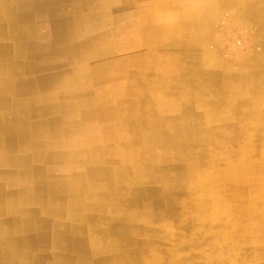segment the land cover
I'll use <instances>...</instances> for the list:
<instances>
[{
  "label": "crops",
  "instance_id": "crops-1",
  "mask_svg": "<svg viewBox=\"0 0 264 264\" xmlns=\"http://www.w3.org/2000/svg\"><path fill=\"white\" fill-rule=\"evenodd\" d=\"M263 6L264 0H0V230L10 231L6 241L0 240V264H176L177 256L181 257L178 261L181 264H205L208 257L191 255L201 248L209 256L215 255L210 259L212 262H231V256L217 258L219 253L229 255L232 252L229 250H232L233 241H216L217 236L223 238L224 232L234 229L225 217L219 219L223 222L220 225L214 224L219 221L216 219L205 225L194 222L187 228L175 229L174 240L170 241L167 220L173 210L164 207V201L169 197L165 192L166 184L171 179L170 173L185 174L188 169V160L183 159L175 148L169 149L161 143L153 146L136 143L132 145L135 161L129 164L123 160V152L130 151L131 144L115 138L123 131L111 132L113 141L101 149L110 159L104 156L103 160H86L84 151L88 146L84 143L91 135L100 144L109 131H62L58 138L49 137L46 131L51 130L43 128L44 122L48 123L57 116L80 119L85 110L94 112L98 109L93 105L95 101L91 106L88 104L89 108L86 101H75L78 107L75 114L39 111L47 104L74 102L63 96L65 85L55 78L58 73L64 74L75 68L87 73L117 72L112 77L108 75L114 79L101 85L110 92H123L122 88L129 83L139 87L154 83L160 96L149 100L153 119L172 121L177 131L183 132L188 129L183 125L185 122L189 124L193 120L195 125H205L204 142L195 141V144L204 145L193 149L199 168H207L210 172L214 164L224 168L229 159L217 165V154L227 157L235 153V159L245 155L248 162L252 161L237 181L223 177L216 182L223 185L221 189L231 191V196L238 194L239 189L245 190L242 203L245 208L238 216L241 215L246 225L234 229L239 231L237 237L244 239L243 248L235 245L237 254L233 259L239 260L237 264H264ZM74 57L83 58V62H75ZM121 58H126L129 63L123 65ZM144 76L150 80H143ZM81 82L85 84L84 80ZM37 94L48 95V99L31 101V97ZM54 95H61V98L51 101L50 96ZM133 101H124L121 106L126 108ZM145 101L148 100L137 99L139 108L147 103ZM114 103H106L104 116L108 119L105 125L119 130L120 115L110 109L113 105L115 107ZM129 118L130 122L136 120ZM168 123L162 124L166 130L162 134L167 139L176 131ZM79 125L72 123L65 127ZM250 126H257L256 131H261V136L253 140L252 151H244L241 146L234 148V140L239 142L241 131H247ZM154 130L150 132H160ZM136 132L132 131V136H138ZM216 133L224 136L221 142L226 145L211 147L209 139H215ZM124 134L127 138V133ZM191 148L185 150L191 151ZM231 148L234 151H230ZM74 154L82 155L74 159ZM159 155L164 156L165 162L153 161L154 156ZM122 165L126 166L125 170ZM106 169L110 173L123 169L122 172L131 171V174L133 169L140 170L143 174L135 179L141 185H130L127 179H118L117 182L116 179H107L102 175ZM238 180H242L240 187ZM188 188L181 185L173 192L172 198L178 202V209L187 205L184 199L192 197L194 204L198 197H207L208 192L204 197L196 196V193L187 191ZM250 188L256 189L252 196L257 195L258 212L250 211ZM219 198L220 213H225L226 207L231 211L233 203L228 196L221 192ZM147 204L152 205L150 211L148 207L143 209ZM160 204L163 207L160 208ZM207 210L205 215L210 213ZM188 213L196 215L199 212ZM180 214L185 217L187 213ZM257 214L251 220V215ZM249 221L256 223L257 227L249 229ZM245 230L247 232L242 235L241 231ZM249 230H254L258 239H250ZM193 231L201 233L200 236L207 241L197 244L191 240L190 244H183V240L192 237ZM255 248L259 249V255H250V250L255 252Z\"/></svg>",
  "mask_w": 264,
  "mask_h": 264
},
{
  "label": "bare ground",
  "instance_id": "bare-ground-1",
  "mask_svg": "<svg viewBox=\"0 0 264 264\" xmlns=\"http://www.w3.org/2000/svg\"><path fill=\"white\" fill-rule=\"evenodd\" d=\"M34 1V0H33ZM42 1V0H40ZM70 1V0H69ZM100 1V0H99ZM118 1V0H117ZM121 1V0H120ZM259 1V0H257ZM129 2V1H128ZM223 2V1H222ZM261 2V1H260ZM51 3V2H50ZM57 3V2H56ZM55 3V4H56ZM124 3V2H123ZM68 4V3H67ZM90 4V3H89ZM240 4V3H239ZM251 4V3H250ZM262 4V3H261ZM51 5V4H50ZM123 5V4H122ZM127 5V4H126ZM253 5V4H252ZM45 7V6H44ZM254 7V6H253ZM264 7V6H263ZM122 9V8H121ZM47 10V9H46ZM107 10V9H106ZM48 11L50 12L49 8H48ZM47 11V12H48ZM56 11V10H55ZM98 12V11H97ZM112 12V11H111ZM53 13V12H52ZM95 13V12H94ZM139 13V12H138ZM55 15V14H54ZM84 16V15H83ZM53 17V16H52ZM76 17V16H75ZM86 17V16H85ZM66 18V17H65ZM83 18V17H82ZM59 20V18H57ZM118 19V18H117ZM123 19V17L121 18ZM120 19V20H121ZM67 20V19H66ZM116 20V19H114ZM112 20V21H114ZM102 21V20H101ZM108 21V20H107ZM128 21V20H127ZM51 22V21H50ZM83 22H84V19H83ZM65 23V22H64ZM85 23V22H84ZM21 24V23H20ZM109 24V23H108ZM31 25V24H30ZM61 26V25H60ZM63 26V25H62ZM31 27V26H30ZM66 27V26H65ZM23 28V27H22ZM21 28V29H22ZM55 28V27H54ZM264 28V27H263ZM57 29V28H55ZM23 30V29H22ZM63 30V29H61ZM108 30V29H107ZM104 32V31H103ZM107 32V31H106ZM64 33V32H63ZM106 34V33H105ZM119 34V33H118ZM56 35V34H55ZM58 35V34H57ZM59 36V35H58ZM104 36V35H103ZM102 36V37H103ZM115 36V35H114ZM120 36V35H119ZM24 38V37H23ZM30 38V37H28ZM98 38V37H97ZM105 38V37H104ZM103 38V39H104ZM33 39V38H32ZM53 39V38H51ZM108 40V39H107ZM58 41V40H57ZM122 41V40H121ZM128 41V40H127ZM29 42V41H28ZM56 42V41H55ZM83 42V41H82ZM106 43V42H105ZM127 43V42H126ZM30 45V44H29ZM84 45H86L84 43ZM109 45V44H108ZM120 45V44H119ZM31 46V45H30ZM36 46V45H35ZM34 46V47H35ZM69 46V45H68ZM82 46V45H81ZM112 46V45H111ZM23 47V46H22ZM68 48V47H67ZM87 48V47H86ZM121 48V47H120ZM127 48V47H126ZM21 49V48H20ZM23 49V48H22ZM27 49H29L27 47ZM33 49V48H32ZM69 49V48H68ZM109 49V48H108ZM84 50V49H82ZM24 51V50H23ZM71 51V50H70ZM16 52V51H15ZM27 52V51H26ZM35 52V51H34ZM41 52V51H40ZM75 52V51H74ZM71 53V52H70ZM58 54V53H57ZM60 55V54H59ZM24 56V55H23ZM32 57V56H31ZM84 57V56H82ZM99 57V56H98ZM67 58V57H66ZM76 57H74L75 59ZM86 58V57H85ZM16 59V58H15ZM29 59V58H27ZM31 59V58H30ZM72 59V57H71ZM98 59V58H97ZM73 60V59H72ZM83 58H80L79 60L76 58L74 61L75 62H83L82 61ZM41 61V60H40ZM121 61L124 64H128V60L126 58H121ZM19 62V60H18ZM42 63V61H41ZM114 63V62H113ZM43 64V63H42ZM59 64H61L59 62ZM31 65V64H30ZM113 65V64H112ZM27 66V65H26ZM53 66V65H52ZM66 67V66H65ZM27 68V67H26ZM35 68V67H34ZM62 69V68H61ZM32 70V69H31ZM35 71V70H34ZM38 71V69H37ZM116 71V70H115ZM23 72V71H22ZM201 72V71H200ZM41 73V72H40ZM117 74V72H111V71H106V72H95V71H92L90 73H87V72H82V71H78L77 68L73 69L72 71H68L64 74H59L58 73V76L55 78L57 81H59V83L65 85L63 88L66 89V93H62L63 96L66 95L67 96V99L70 101V98L73 99L74 102H72V104L69 102L65 105H60V104H50V105H46L44 107H41L39 111H42V112H47V111H51V112H54L55 114L57 115H60L59 113L60 112H68V113H73L75 114L78 110V107L75 103L76 102H82V101H86V107L89 108V106H91L93 103L92 101H95V104L94 107H98V109L94 112L93 111H88V110H85L84 111V117L83 118H80V119H75V118H72L71 119H63V118H60V117H56V118H53L51 119L50 121L47 122H44L43 123V128L45 129H50L51 131H46L47 133H49V137H56L58 138L62 133V131H109L107 132V136L104 137L103 141L98 144V140H95L90 136H88L86 138V142L84 143L87 148V150H85L84 152V157L86 156V160H103L104 159V156H107L108 159H110V157L107 155V153L103 152L102 147L105 145H110L111 142L113 140H111V138H114V136L111 135V132H115V131H123L121 135H116L115 138H121L123 140H127V142H129L131 145L129 146V150L128 152H123V154L125 155V157L123 158V160L127 163L129 162H133L135 161V158L132 157V150L134 149L132 145L136 144V143H146V144H150V145H155L156 143H161L162 146H165V147H168L169 149H173L175 148L177 150L178 153H180L181 156H184L183 159L185 160H188V169H187V172L185 174H171L170 173V180H168V184H166V191L165 192H168L169 193V197L168 200L166 199V201H164V207H167V209L169 210H173L171 213H170V216H168L169 220L168 223L170 224V232L168 234L169 238H170V241L171 240H174V236H175V231L173 232V229L175 230H181L180 228H182V226H184L185 228L188 227L187 224V218L191 217L192 218V221L193 222H197V224H202V225H205L207 221H214V220H219L221 219V217H225L226 219H228L227 222H229V225H231L234 229L236 227H242L243 224H245V222H243V218L240 216H238L242 211L243 209L245 208L244 205H242L243 203V199H244V196H245V190L244 188L242 189H239V192L238 194H235L233 196H231V191H226V190H223L221 189L222 186L220 184H217L216 182V179H222L223 177L225 178H229L231 180H234V181H237V179L243 175L244 173L242 172L244 168H246L248 165V163H251V162H248V158H246V156L242 155L240 156V158H234L236 157V154L235 153H230L227 157L223 156L222 154H217L216 156V164L219 165L221 164L222 161H227V159H229V162L225 165L224 168H220V166L218 167H215V164L213 165V169L211 170H206L204 168H199L198 167V161L195 160V154L193 152V149H195L194 147H199V146H202L204 145V143H199V144H195V141L196 139H200L204 142L205 140V133H206V129H205V125H195L193 123V120L188 124L187 122H185L183 125L185 127H187L188 129L186 131H177V126L175 124H171L172 121H163L162 122H157L156 119H153V117L151 116L152 113H150V109H152V107L150 106V102L149 100L151 101V99H156L159 95V90L158 88H156L154 85V83H150V84H146V86H142V87H139L137 84L135 85L134 83H132V85L129 83L127 85L126 88H122L123 92H110L108 91V89H104L102 88L101 85H103L102 83L104 81H109V79H114V78H110L112 77L111 75H114V74ZM202 73V72H201ZM200 73V75H202ZM263 73V72H262ZM26 75V74H25ZM65 75V76H64ZM105 75L106 77L103 78L102 76ZM110 77H109V76ZM128 75L130 76V72H128ZM263 75V74H262ZM221 76V75H220ZM102 77V78H101ZM132 77V76H131ZM218 77V76H217ZM196 78V77H194ZM136 79H139V78H136ZM223 79V77H222ZM55 80V81H56ZM85 82V84H83V81ZM143 80H150L147 76H144V79ZM51 81V80H50ZM116 81V80H115ZM141 81V79H140ZM140 81H138V83L140 84ZM30 82V81H29ZM51 83V82H50ZM148 83V82H147ZM158 83V82H157ZM35 84V83H34ZM48 84V83H47ZM193 84V83H192ZM19 85V84H18ZM41 85V84H39ZM44 85V84H42ZM153 85V86H151ZM197 85V84H196ZM192 86V85H191ZM125 87V85H124ZM56 88V87H55ZM192 88V87H191ZM145 89H148L147 91ZM226 89V88H225ZM252 90V88L250 89ZM257 90V89H256ZM256 90H253L254 92H256ZM21 91V90H20ZM152 91V92H151ZM22 92V91H21ZM167 94H169V92H165ZM15 94V93H14ZM39 94V93H38ZM33 95L31 97V101L32 100H40L42 99V101H46V99H48V95ZM197 94V93H196ZM25 95V94H24ZM174 95V94H173ZM18 96V95H16ZM26 96V95H25ZM88 96V97H87ZM162 96V95H161ZM196 96V95H195ZM53 98H61V95H54V97L50 96V99L51 101L53 100ZM245 98V97H244ZM3 99V98H2ZM137 99L140 101L141 99L143 100H148V101H145L147 103H143L145 104L144 106V109L142 110V107L139 108V105H138V102H137ZM222 98H220L221 100ZM232 99V98H231ZM251 99V98H250ZM131 101V100H135L133 101L130 106L124 108L123 106H121V103L123 104L124 101ZM204 100V99H203ZM60 101V99H59ZM107 101L108 102H115V107L114 105L110 108L112 110H114L116 112V114L120 115L119 119L122 120V123L120 124L119 126V130H113L111 129L110 127H107L105 125V122L107 121L108 118H106V106H107ZM195 101V100H194ZM241 101V100H240ZM143 102V101H142ZM141 102V103H142ZM191 102V101H189ZM243 102V101H242ZM250 102V101H248ZM4 103V102H3ZM153 103V101H152ZM232 103V102H231ZM247 103V102H246ZM259 103V102H258ZM43 104V103H42ZM81 104V103H80ZM79 104V105H80ZM88 104H90L88 106ZM192 104V103H191ZM245 104V102H244ZM249 104V103H248ZM247 104V105H248ZM4 105V104H3ZM197 105V104H196ZM33 106V105H32ZM153 106V105H152ZM194 106V105H193ZM234 106V105H233ZM85 107V108H86ZM146 107V108H145ZM81 109V108H80ZM194 109V108H193ZM187 111V110H186ZM194 111V110H193ZM202 111V110H201ZM33 112V111H32ZM80 112V111H79ZM185 112V111H183ZM216 112V111H215ZM207 113V111H206ZM212 113V112H210ZM218 113V112H217ZM208 114V113H207ZM16 115V114H15ZM248 115V114H247ZM12 116V115H11ZM75 116V115H74ZM6 117V116H4ZM44 117V116H42ZM48 117V116H47ZM129 117H134L136 118L135 121H133L132 119V122L129 121ZM147 117V119H145ZM210 117V116H209ZM216 117V116H214ZM250 117V116H249ZM11 119V118H10ZM32 119V118H31ZM214 119V118H213ZM254 119V118H253ZM5 120V119H4ZM8 120V119H6ZM180 120V119H179ZM209 120V119H208ZM207 120V121H208ZM251 119L247 120V121H250ZM198 121V120H197ZM205 121V120H204ZM169 122V123H168ZM210 122V121H208ZM25 123V122H24ZM72 123H77V124H80L78 127H75V128H69V127H65V126H68V125H71ZM168 123V126H174L176 128V131L174 132L173 135H170L169 138L167 139L166 136H164L165 134H162V131H166L164 128V126L162 124H167ZM255 124H257V121H255ZM25 125V124H24ZM161 126H162V129H161ZM196 126V127H195ZM208 126V125H207ZM216 126V125H215ZM251 128V126H250ZM248 128L247 131H241V140L238 142L241 146L242 149H244V151L246 149L250 150V152L252 151L255 143H254V138H257V137H260L261 135H259V133L261 134V131H256V127L254 128ZM16 129V128H15ZM64 129V130H63ZM87 129V130H85ZM156 129V130H154ZM151 130H154V131H160V132H155V133H151L150 131ZM195 130V131H194ZM212 130V129H211ZM2 131V130H1ZM132 131H137L136 133H138V136L136 135L135 136H132ZM127 133V138L125 136L124 133ZM135 133V134H136ZM159 133V134H157ZM185 133V134H184ZM197 133V134H196ZM109 134V135H108ZM162 134V135H161ZM218 133H216L217 135ZM185 135V137H184ZM215 135V136H216ZM201 136V137H200ZM240 136V135H239ZM264 136V134L262 135V137ZM183 137L185 138V140H183ZM224 136L223 135H217L214 138L212 139H209V143L211 145V147H219V146H224L226 145V143H222L221 142V139L223 138ZM228 137V136H227ZM261 137V138H262ZM103 138V137H102ZM138 138V140H136ZM229 138V137H228ZM242 138H244L245 140L242 141ZM247 139V140H246ZM119 141V140H117ZM2 142V141H1ZM14 143V142H13ZM258 143V142H257ZM125 144V143H124ZM264 144V143H263ZM1 145V144H0ZM8 145V144H7ZM187 147H192L191 148V151L188 150L186 151L185 149ZM235 148V147H234ZM256 148V147H255ZM184 150V151H183ZM217 150V149H216ZM234 151L232 148L230 149V151ZM254 150H257V149H254ZM1 151V150H0ZM9 152V151H7ZM12 152V151H11ZM76 152V151H74ZM249 152V151H248ZM258 152V150H257ZM145 153V152H144ZM3 154V153H2ZM82 155V154H81ZM81 155H78V154H74V159H78ZM151 155V154H150ZM205 155V154H204ZM259 155V154H258ZM264 155V154H263ZM106 157V158H107ZM206 157V156H205ZM212 157V155H211ZM257 157V156H255ZM142 158V157H141ZM261 158V157H260ZM1 153H0V162H1ZM157 161V162H165L164 160V156H154V159L153 161ZM183 161V160H182ZM262 161V160H261ZM255 163V162H254ZM109 164V163H108ZM107 164V165H108ZM130 164V163H129ZM97 165V164H96ZM101 165V164H100ZM117 165V164H116ZM120 165V164H119ZM123 166V165H122ZM121 166V167H122ZM129 166V165H128ZM252 166V165H251ZM255 165L253 164V167ZM259 166V165H258ZM257 166V167H258ZM119 167V166H118ZM126 167V166H125ZM123 166V169L125 168ZM252 167V168H253ZM116 168V167H114ZM251 168V167H250ZM251 168V169H252ZM256 168V167H255ZM120 170V169H116L115 171H113V173H110V171L108 169H106L105 171V174H102L105 178L107 179H116V182L118 181V179H127V181H129V184H133L134 183L136 185L139 184V186L141 185L140 183L137 182V179L135 178H138L141 176V174H143L142 171L140 170H137L134 171L133 169V174H131L129 172H122L124 170ZM248 169V168H247ZM264 170V168H263ZM168 172V171H167ZM245 172V171H244ZM262 174V173H261ZM150 175V174H149ZM186 175V176H185ZM147 176V175H146ZM161 176V175H160ZM152 177V176H151ZM245 177V176H244ZM251 179L253 177H250ZM257 179V178H255ZM250 180V179H249ZM264 180V179H262ZM123 181V180H121ZM239 181V180H238ZM246 181V179H245ZM95 183V182H94ZM92 184V183H91ZM103 184V183H102ZM244 184V183H243ZM257 184V183H256ZM185 186L187 185L189 188L186 189L187 191H191V193H196V196L200 195L202 197H204L205 192H208L207 193V197H204L202 199H198L195 201L194 204L192 205H183L181 209H178L177 208V203L176 200H174V198H172L173 195V192H175V189L179 186ZM104 186V185H103ZM233 186V185H232ZM240 186V185H239ZM97 187V186H96ZM114 187V185H112L110 188L112 189ZM262 187V186H261ZM264 187V186H263ZM19 188V187H18ZM134 188V187H133ZM160 188V187H159ZM164 188V187H162ZM103 189V188H102ZM28 190V189H27ZM134 190V189H133ZM132 190V191H133ZM243 190H244V195H243ZM256 189H253V188H250L249 190V193H250V196H249V204H250V211H252V209H254V211H257L258 212V208L256 207L257 206V201H256V197H253L252 194H254ZM89 191V190H88ZM126 191V190H125ZM12 192V191H11ZM10 192V193H11ZM27 192V191H26ZM99 192V191H98ZM107 192V191H106ZM112 193V191H110ZM221 192H224L226 196H228V198L230 199V201H232V210L229 211V207H226L225 208V213H220V208L221 206L219 204H217V201L221 200L219 197H220V194ZM248 192V191H247ZM28 193V192H27ZM12 194V193H11ZM20 194V193H19ZM83 195V194H82ZM178 195V194H176ZM181 195V194H180ZM209 195V196H208ZM247 195V194H246ZM263 195V194H262ZM1 196V195H0ZM107 196V195H106ZM164 196V195H162ZM168 196V195H167ZM211 196V197H210ZM105 197V196H104ZM137 197V196H136ZM180 197V196H179ZM29 198V197H28ZM26 198V199H28ZM176 198V197H175ZM248 198V197H247ZM180 199V198H179ZM107 200V199H106ZM105 200V201H106ZM26 201V200H25ZM182 201V200H181ZM226 202V200H225ZM26 203V202H25ZM93 203V202H92ZM157 203V201H156ZM154 203V205L156 204ZM227 203V202H226ZM254 203L255 206H252V204ZM97 204V203H96ZM248 204V203H247ZM48 205V204H47ZM51 205V204H50ZM94 205V204H93ZM19 206V205H18ZM22 206V205H21ZM86 206H88L86 204ZM139 206H141V204L139 203ZM160 208L162 206V204L158 205ZM179 206V205H178ZM107 207V206H106ZM148 207V208H147ZM150 207H152V205L150 204H147V206L143 209H146L148 211H150ZM163 207V206H162ZM210 207V208H209ZM253 207V208H252ZM2 208V207H1ZM5 208V207H4ZM51 208V207H50ZM156 208V207H155ZM207 208L209 209V212L210 213H207V215L204 214V212H207ZM261 208V207H260ZM33 209V208H32ZM115 209V208H114ZM117 209V208H116ZM123 209V208H122ZM188 209H190L189 211L191 212V210H196L197 212H199L198 214H196L197 216H191V214H189L188 212ZM207 211H206V210ZM13 210V209H12ZM39 210V209H37ZM10 211V210H8ZM20 211V210H19ZM91 211V209H90ZM143 213H146L145 210H142ZM183 211V212H181ZM15 212V211H14ZM99 212V211H98ZM101 212V211H100ZM103 212V211H102ZM122 212V211H121ZM104 213V212H103ZM108 213V212H107ZM123 213V212H122ZM180 213H187L186 216L184 218H181L182 215ZM17 214V213H16ZM34 214V213H33ZM37 214V213H36ZM129 214V212H128ZM189 214V215H188ZM222 214H225V215H222ZM110 216V215H109ZM148 216L149 214L147 215V218L148 219ZM258 216L255 215V216H252L251 215V220H253L254 218H256ZM29 217V216H28ZM1 218V217H0ZM36 218V217H35ZM41 218V217H40ZM39 218V219H40ZM52 218V217H51ZM109 218V217H108ZM249 218V216H248ZM28 219V218H27ZM30 219V218H29ZM28 219V221H29ZM250 220V219H249ZM261 220V219H260ZM56 221V220H55ZM103 221V220H102ZM220 221V220H219ZM255 221V220H254ZM257 221V220H256ZM262 221V220H261ZM51 222V221H50ZM57 222V221H56ZM55 222V223H56ZM61 222V221H60ZM250 222V225H249V229H254L255 227H257V224L256 223H252V221H249ZM58 223V222H57ZM65 223V222H64ZM83 223V222H82ZM210 223V222H209ZM29 224V223H28ZM54 224V223H53ZM59 224V223H58ZM75 224V223H74ZM77 224V223H76ZM89 224V222H88ZM225 224V223H224ZM50 225V224H49ZM91 225V224H90ZM196 225V223H195ZM228 225V224H227ZM246 225V224H245ZM244 225V226H245ZM0 226H1V222H0ZM26 226V225H25ZM55 226H57L55 224ZM117 226V224L114 225V227ZM159 226H162V223H160ZM158 226V227H159ZM212 226V225H211ZM226 226V225H225ZM261 226V225H260ZM81 227V225H80ZM83 227V226H82ZM90 227V226H89ZM113 227V229H114ZM196 227V226H195ZM65 228V227H64ZM93 228V227H92ZM212 228V227H211ZM214 228V227H213ZM221 228V227H219ZM66 229V228H65ZM97 229V228H96ZM158 229V228H157ZM234 229L232 230H229L228 233L224 232V237H220V236H217L216 237V241L217 242H221V243H228L229 241H233V246L230 245L232 248V250H229V251H232L231 254L227 255V254H221L219 253V256L217 257L219 260L221 258H224V257H230L231 259V262L229 264H237L239 262V260H234L233 258L236 257V254L235 251H236V247L235 245L239 244L238 247L240 248H243L242 247V243H243V240L242 237H237V233L239 234V231H235ZM9 230V228L7 229ZM84 230V229H83ZM190 230V229H189ZM50 231V230H49ZM54 231V230H53ZM58 231V230H57ZM86 231V230H85ZM88 231H91V230H88ZM198 231V230H197ZM221 231V230H220ZM249 238H254V239H258V234L254 232V230H249ZM10 232V231H8ZM8 232H2L0 230V240L1 242H4L8 239ZM40 232V231H39ZM59 232V231H58ZM70 232V230H69ZM87 232V231H86ZM96 232V231H95ZM153 232V231H152ZM156 232V231H155ZM160 232V231H159ZM219 232V231H218ZM247 232V230L245 231H241L242 235H244V233ZM12 233V232H11ZM66 233V232H65ZM85 233V232H84ZM94 233V232H93ZM151 233V232H150ZM154 233V232H153ZM196 233V234H195ZM193 232V239H195L194 242H197V244L199 242H204V241H207V239H204L202 236H200V234L198 232ZM19 234V233H18ZM87 234V233H86ZM127 234V233H126ZM130 234V233H129ZM156 234V233H154ZM162 234V233H161ZM166 234V233H165ZM164 234V236H165ZM13 235V234H12ZM21 235V234H20ZM30 235V234H29ZM157 235V234H156ZM202 235V234H201ZM211 235V233L209 234ZM208 235V236H209ZM214 235V234H213ZM228 235V236H227ZM151 236V235H150ZM154 236V235H153ZM63 237V235H62ZM66 237V236H65ZM159 237V236H158ZM21 238V237H20ZM48 238V237H47ZM46 238V239H47ZM124 238V237H123ZM206 238V237H205ZM212 238V237H211ZM224 239V240H222ZM86 240V239H85ZM121 240V239H120ZM48 241V240H47ZM260 241V240H259ZM262 241V240H261ZM260 241V242H261ZM50 242V241H49ZM71 243V242H70ZM69 243V245H70ZM124 243V242H123ZM122 243V244H123ZM258 243V242H257ZM259 244V243H258ZM262 244V243H261ZM22 245V244H21ZM182 245V244H181ZM226 246V245H225ZM63 247V246H62ZM68 247V246H67ZM155 247V246H154ZM207 247V246H206ZM47 248V247H46ZM161 248V247H160ZM177 250L179 249L178 247H175ZM174 248V249H175ZM211 248V247H210ZM249 248V247H248ZM167 249V248H166ZM175 249V250H176ZM147 250V249H146ZM181 250V249H180ZM199 250V251H198ZM211 251H213V249H210ZM209 250V251H210ZM182 251V250H181ZM180 251V252H181ZM188 251V250H187ZM198 252H194V253H191V255H195V256H199V257H208L207 258V262H205V264H220V262H212L210 261V259L212 260L213 257H215V255H210L208 253H206V250L204 249H197ZM215 251V250H214ZM66 252V251H65ZM89 252V251H88ZM165 252V251H164ZM173 252V251H171ZM175 252V251H174ZM178 252V251H176ZM239 252V251H238ZM68 253V251H67ZM243 253V252H241ZM259 252V249L255 248V252H254V249L250 250V255H258ZM121 254V253H120ZM49 256V254H47ZM154 255V254H153ZM183 255V254H182ZM239 255V253H238ZM263 255V254H262ZM0 256H1V253H0ZM46 256V255H45ZM81 256V255H80ZM160 256V255H159ZM224 256V257H222ZM50 257V256H49ZM98 257V256H97ZM115 257V256H114ZM117 257V256H116ZM171 257V256H170ZM242 257V256H241ZM104 258V256H103ZM181 257L177 256V260L175 261L176 264H181L180 262H178L180 260ZM105 259V258H104ZM35 260V259H34ZM96 260V259H95ZM246 260V259H245ZM251 260V259H250ZM253 260V259H252ZM26 261V260H25ZM44 261V260H43ZM229 261V260H228ZM162 263V262H161ZM170 263V262H169ZM243 263V262H242ZM246 263V262H245ZM28 264V263H27ZM57 264V263H56Z\"/></svg>",
  "mask_w": 264,
  "mask_h": 264
},
{
  "label": "rangeland",
  "instance_id": "rangeland-1",
  "mask_svg": "<svg viewBox=\"0 0 264 264\" xmlns=\"http://www.w3.org/2000/svg\"><path fill=\"white\" fill-rule=\"evenodd\" d=\"M235 148H239V146H240V144L238 143V140H234V142H233V144H232ZM256 171V170H255ZM257 172V171H256ZM242 180L241 181H239V183L238 184H240V186L242 185ZM239 185H238V187H240ZM238 187H236V188H238ZM255 196L257 197V195L255 194ZM192 201H193V199H192V197L190 198H187V199H184V202L187 204V205H192L193 203H192ZM195 202V201H194ZM190 203V204H189ZM230 208V207H229ZM230 210V209H229ZM194 211V210H193ZM191 212H192V210H191ZM189 215V214H188ZM186 216V215H185ZM191 216H196V215H193V214H191ZM181 218H184V216H182ZM221 223H223L222 221H215L214 222V224H221ZM188 224H194V222L192 221V218L191 217H189L188 218V221H187V224L186 225H188ZM187 228V227H186ZM180 229H184V226H182V228H180ZM173 232H174V229H173ZM194 233L196 232V231H193ZM196 234V233H195ZM192 240V242L194 243V241H195V239H193V233H192V237L190 238V239H188V240H186V241H184L183 240V244H190V241ZM215 242V241H214ZM258 255H259V253H258ZM187 256V255H186ZM194 256V255H193Z\"/></svg>",
  "mask_w": 264,
  "mask_h": 264
}]
</instances>
